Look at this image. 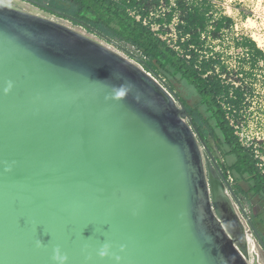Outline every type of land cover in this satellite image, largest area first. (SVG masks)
I'll list each match as a JSON object with an SVG mask.
<instances>
[{
    "label": "water",
    "instance_id": "95a60500",
    "mask_svg": "<svg viewBox=\"0 0 264 264\" xmlns=\"http://www.w3.org/2000/svg\"><path fill=\"white\" fill-rule=\"evenodd\" d=\"M80 25L128 57L0 3V264H254L185 106Z\"/></svg>",
    "mask_w": 264,
    "mask_h": 264
},
{
    "label": "trees",
    "instance_id": "16d2710c",
    "mask_svg": "<svg viewBox=\"0 0 264 264\" xmlns=\"http://www.w3.org/2000/svg\"><path fill=\"white\" fill-rule=\"evenodd\" d=\"M56 1L74 19L132 48L147 71L167 81L208 148L226 160V170L264 192L253 146L242 145L236 134L256 102L254 72L264 70V51L251 37L234 34L232 17L213 0H49L50 8L57 9ZM224 41L240 51L237 71L215 48Z\"/></svg>",
    "mask_w": 264,
    "mask_h": 264
},
{
    "label": "rangeland",
    "instance_id": "374dc122",
    "mask_svg": "<svg viewBox=\"0 0 264 264\" xmlns=\"http://www.w3.org/2000/svg\"><path fill=\"white\" fill-rule=\"evenodd\" d=\"M34 1L40 3L42 6H51L49 0ZM213 2L221 8L225 14L233 18L234 34H242L251 37L256 42L258 47L264 51V0H213ZM0 3L12 9L36 15L64 25L115 51L116 53L121 54L124 57H128L122 50L106 42L92 31L87 30L80 24L75 23L70 19L57 15L56 13H52L45 8L24 0H0ZM55 4L57 5V9L54 8L56 11L68 15L61 10L67 7L65 3L62 1H56ZM214 44L216 50L224 52L223 56L225 62L229 66V69L237 71L239 68L238 62H240L238 56L240 51L232 47L231 41H224L222 44ZM124 48L137 55V53H135L129 46ZM254 74L256 76V87L254 91L256 102L253 104L251 109H249L248 112L251 113L247 116L245 122H241L238 126H236L238 128L236 129V134L242 145L246 147L251 145L253 146L254 154L259 160L258 166L261 169V172L264 173V70L263 72L256 70ZM161 80L167 84L165 79ZM185 98L188 102L189 98H187V96ZM216 156L221 158L219 154H216ZM251 248L252 246L249 245V261L251 263L255 262L254 264H264L262 258H258V255L261 256V254L257 251V249L254 248V252H251Z\"/></svg>",
    "mask_w": 264,
    "mask_h": 264
},
{
    "label": "flooded vegetation",
    "instance_id": "af4514ba",
    "mask_svg": "<svg viewBox=\"0 0 264 264\" xmlns=\"http://www.w3.org/2000/svg\"><path fill=\"white\" fill-rule=\"evenodd\" d=\"M37 6L45 8L52 13H56L55 9L48 6ZM71 18V20H75L80 24V21L73 17ZM210 152L215 158L220 171L227 180V183L234 194L236 200H234L231 194H229V196L231 197L235 211L244 226L245 234L249 239V245L252 246L251 252H254V248H256L261 254V256L258 255V258L261 257L264 263V192H256L253 189L254 184L252 181L244 179L237 174L235 175L230 170H226V160L222 157V159L218 158V156H216L217 152L214 153L211 150Z\"/></svg>",
    "mask_w": 264,
    "mask_h": 264
},
{
    "label": "clouds",
    "instance_id": "9594fccd",
    "mask_svg": "<svg viewBox=\"0 0 264 264\" xmlns=\"http://www.w3.org/2000/svg\"><path fill=\"white\" fill-rule=\"evenodd\" d=\"M105 247H107V245H105ZM104 253L103 252H101V255H103Z\"/></svg>",
    "mask_w": 264,
    "mask_h": 264
}]
</instances>
